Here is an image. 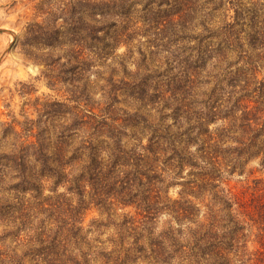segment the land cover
Wrapping results in <instances>:
<instances>
[{"label":"rangeland","instance_id":"374dc122","mask_svg":"<svg viewBox=\"0 0 264 264\" xmlns=\"http://www.w3.org/2000/svg\"><path fill=\"white\" fill-rule=\"evenodd\" d=\"M65 1L0 0V153L14 151L25 154L26 146L35 140L43 144L44 150L50 151L56 135L68 133H72L69 150L78 151L86 140L100 147L99 150L104 149L109 146V140L103 135V129L89 125L90 121L84 116L91 110L99 112L100 107L104 108L103 112L112 114L114 119L121 118L126 111L136 112L157 125L154 127L156 132L166 128L165 124L172 123L173 114H182V110L177 108V111L170 100L150 105L147 97L138 100L132 89L117 83L120 78L131 83L133 77L138 84L145 76L149 86L144 87L150 93L151 88L162 84L166 77L176 75L174 61L164 58L168 57L164 51L168 46L167 40H162L152 27L147 36L141 38V44L134 39L114 50L108 59L100 57V62L91 58L93 67L87 63L80 65L67 57L65 51L70 45L62 42L65 36L61 33L57 34L61 45L55 40L52 42L56 45H47L42 30L50 32L57 26H63L60 16L64 13L62 2ZM122 1L132 12L136 6L165 2ZM195 6L198 7L197 4ZM205 6L210 11L202 19L212 17L215 22L225 12L232 14L231 7L240 13L247 9H264V0H231L228 3L212 0ZM114 10L118 12L116 8L108 11L98 23L106 26L99 34H104L109 42H113L110 38H113L111 19ZM147 16L151 17L150 14ZM84 18L89 22V16ZM130 20L135 21V18ZM200 22L197 21L198 25L202 24ZM185 25L183 29L190 30ZM181 28L176 26L172 40L178 37L187 39L185 34L188 33H181ZM118 39L122 40V32ZM95 41L100 45L99 40ZM187 41H175V44L183 45V54L194 55L193 49L184 47L189 45ZM195 44L191 42V45ZM209 44L213 49L207 51L204 48L206 54L202 53L207 68L203 67L187 81L183 93L190 118L182 116L180 121L189 135L177 134L183 132L181 128L176 129L174 135V139L194 135L198 139V149L207 151L204 153L206 162L201 164L204 167H187L182 178L173 173L174 163L166 164L167 173L158 183L140 186L142 194H152L151 200L164 204L155 219L140 224L133 209L115 207L111 196L103 197L107 204L105 209L94 205L90 196L80 203L62 186L55 191L50 190L52 182L42 181L41 190L37 193L3 196L1 190L5 185L0 180V264H43V256L40 255L42 247L50 240L57 244L62 240L60 248L55 251L63 258L86 256L89 264H100L104 260L102 253L109 250L112 258L116 257V253L120 254L124 264H187V258H192L193 264H253L255 259H264V217L261 218L253 206L256 199L261 200L264 188V165L255 157L261 148V138L246 139L247 136L239 131L235 98L241 91L233 87L227 94L229 89L224 88L227 61H235L236 58L227 51L217 52L214 41ZM146 46H151V52ZM139 48L145 51V58L139 54ZM164 60L166 63H163ZM122 61L125 71L122 70ZM147 70L149 76L145 74ZM110 75L120 87L111 86L108 81ZM56 101L61 103L54 104ZM158 109L161 114L157 113ZM193 116L203 118L199 119L201 122L212 121L210 130L222 128L214 131L216 134L206 135L199 128V122H192ZM114 124L117 127L118 120ZM124 131L127 135L120 138L126 147L134 144L135 140L145 142L150 133L142 125H126ZM200 131L202 135H196ZM215 140L221 143L218 145L213 142ZM206 142H210L207 147ZM192 150L196 148L193 146ZM25 156L30 157L29 154ZM30 160L27 158L26 162ZM209 162L213 165L207 164ZM33 164L38 166L32 160L28 165ZM190 170L193 175L188 174ZM186 179L190 183L180 185ZM34 193L41 195L33 197ZM165 204L173 208H190L178 217L181 221L177 223ZM75 206H78L77 209H74ZM73 218L79 221L69 230V222ZM170 228L175 229L174 234L182 245L175 243L169 246L168 261L160 262L161 256L151 253L152 250L165 248H143L144 251L133 248L134 235L137 237L135 241L144 243L137 233L152 232L151 236L161 240L168 236L166 240H169ZM216 245L218 248H214ZM261 262L258 263L263 264Z\"/></svg>","mask_w":264,"mask_h":264},{"label":"trees","instance_id":"16d2710c","mask_svg":"<svg viewBox=\"0 0 264 264\" xmlns=\"http://www.w3.org/2000/svg\"><path fill=\"white\" fill-rule=\"evenodd\" d=\"M210 1L212 0H165L164 4L136 6L133 12L126 8V3L122 0V4H120V0H100L97 2L66 0L62 2L64 13L61 14L60 18L63 26H57L50 32L45 29L42 31L47 40V45H52V40L57 41L59 45L62 42L65 45L69 44V49L65 51L67 57L80 65L87 63L88 66L93 67L91 58H95L100 62V57L108 59L114 50H119V48L126 46L134 39L141 44V38L147 36L148 31H151V27L152 30L158 32L162 40H167L168 46L164 51L167 52L168 57L164 58L174 61L175 76L166 77V80H162V84L159 83L151 88L150 93L144 87L145 85L149 86L145 76L138 84H135L136 80L133 77L131 83L124 78L117 80V83L121 87L125 85V87L132 89L138 100L141 99L140 97H147L150 105L159 104L162 100H170L174 102L176 110L177 108L182 110V114L178 112L173 114L174 116L171 117L172 123L165 124L166 128H163L161 132H156L154 127L157 125L152 124L151 121L148 122L136 112L129 113L126 111L120 116L121 118L114 119L112 114L103 112L104 108L100 107L99 112L91 110L88 114H84L87 121H90V123H86L96 129H103V135L108 138L109 146L99 150L100 147L86 140L78 151H72L73 148L69 150L72 133H68L67 135H56L50 151L44 150L43 144L35 140L26 146L25 154L14 151L0 153V180L5 185L4 189L1 190L2 195L5 196L10 193H19V195L20 193H29L30 195L32 192L37 193L41 190L40 183L42 181L52 182L50 190L55 191L62 186L67 193L73 194L80 203L84 201L85 197L90 196L94 205L105 209L107 204L105 203L106 199L104 200L103 197L111 196V203L115 207L133 209L138 216L136 221L140 224L155 219L161 205L164 204L151 200L152 194H149L150 196L142 194L139 191L140 186L152 185L154 182L155 184L158 183L163 177L162 175L167 173L166 164L174 163L173 173L176 177L182 178L183 171L187 167H190V169H195L197 166L204 167L201 164L206 162L204 153L206 154L207 151L198 149V139L194 135L188 136L186 139H182V137L174 139V135L176 129L181 128L183 130L180 117L190 118L186 110L187 103L183 93L187 81L194 77L199 70H203V67L207 68L202 53H205L204 48L208 49L207 51L213 49L209 44L210 41L215 42L217 52L227 51L236 58L235 61H227V58L223 59L228 63L227 72L224 74V88L229 89L226 91L227 94L231 93L233 87L240 89L241 94L235 98L237 121L240 125L239 131L247 136L246 139L261 138V148L255 157L259 158L261 165H264V9H247L240 13L231 7L232 14L228 15L225 12V15L222 14L223 17L215 22L212 17L203 20L202 17L210 11L205 4ZM226 1L228 3L231 0ZM114 8L118 12L114 10L112 14L113 38L110 39L113 42H109L106 40L107 38H104V34H99L106 26L98 23L108 11ZM148 14L151 17L147 16ZM85 15L89 16V22L85 20ZM118 17H121V19H118ZM131 17L135 18V21L130 20ZM197 21H201V27H198L200 25ZM184 24L190 30H186V28L184 30ZM176 26L182 27L181 33H188L185 34L186 40L183 37L172 40ZM191 26H195V28H191ZM121 32L122 40L118 39ZM60 33L65 36L62 42L57 36ZM203 35L204 37H201ZM203 39L209 42L203 43ZM95 40H99L100 45ZM175 41H180L179 43L187 41L189 45H184V47L188 46L189 49H193L194 55L190 53L189 55L183 54V45L176 46ZM191 42H196V44L191 45ZM146 47L151 52V46ZM138 52L145 58L146 53L142 48H139ZM163 63H166V61L164 60ZM121 65L122 70L125 71L126 66L123 61ZM70 69H72L71 66ZM191 72L194 73L191 74ZM148 73L147 70L145 74L149 76ZM41 75L44 76L42 73ZM108 81L112 87H120L115 83L116 80L113 79L112 75L109 76ZM68 101L70 102V99ZM74 101L76 102L75 99ZM53 103L60 104L61 102L56 101ZM157 111L158 114H161V110L158 109ZM77 118L78 116L74 121ZM199 119L203 118L193 116L192 122H199L201 125L199 128L203 129L201 131H205L206 135L216 134L214 131L222 128L210 130L209 124L212 121L201 122ZM116 120H118L120 128L119 125L115 126L114 121ZM188 122L190 121L188 120ZM126 125H142L143 128L149 129L150 133L146 136L145 142L140 139L135 140L134 144L129 147L124 146L120 136L127 135L124 131ZM201 131L196 132V135H202ZM177 134L189 135L186 130ZM190 137L191 140H189ZM253 141L256 142V140ZM213 142L218 145L221 143L219 140ZM208 143L210 142H206L205 147L208 146ZM193 146L196 148L195 151L192 150ZM26 154H29L30 157L25 156ZM27 158H31L38 166L28 165L31 160L26 162ZM207 164L213 165L212 162ZM188 174L193 175L194 172L190 170ZM182 181L180 182L182 186L190 183L188 179ZM41 193H34L32 196L37 197ZM261 193L263 197L264 188ZM262 197L259 201L254 198L255 204H253L261 218L264 217V200H262ZM165 205H167L169 213L172 214L177 223L181 221L178 217H182L190 208L189 206L188 208L183 206L173 208L168 204ZM75 207L74 209H77L78 206ZM76 221L79 220L70 219L71 226L69 230L75 227ZM174 232L175 229L170 228L169 240H166L168 236L163 240L151 236L152 232H147V234L137 233L144 243L140 244L135 241L137 237L134 235L132 239L133 248H142V251H144L143 248H165L163 250L151 249V253L155 256H161L158 261L166 262L168 261L169 246L179 242ZM61 243L62 240L58 244L54 240H50L42 247L43 250L40 255L43 256V264H89L84 255V258H79L77 255L69 256L67 259L66 257L63 258L61 254L55 251L56 248H60ZM201 248L205 247L201 246ZM214 248H218V246L216 245ZM102 255L104 260L100 264H108V262L124 264L120 258L121 255L118 253L113 258L110 250L104 251ZM191 259L187 258V264H193ZM254 261L253 264H260L258 262L261 261L264 264V259L260 260L258 258ZM239 263H242V261Z\"/></svg>","mask_w":264,"mask_h":264}]
</instances>
